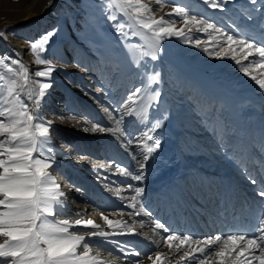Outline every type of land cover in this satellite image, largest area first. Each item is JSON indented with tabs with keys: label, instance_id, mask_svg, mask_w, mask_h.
I'll return each mask as SVG.
<instances>
[{
	"label": "rangeland",
	"instance_id": "obj_1",
	"mask_svg": "<svg viewBox=\"0 0 264 264\" xmlns=\"http://www.w3.org/2000/svg\"><path fill=\"white\" fill-rule=\"evenodd\" d=\"M48 1L49 0H0V33H3V35H0V58L10 57L11 59L21 61L25 67L28 68L30 74L29 81L25 85L21 78L9 72L3 65H0V75L5 77L4 80H0V86L6 85L13 79L17 80V91L21 92V99L27 103L29 92L35 95L39 93V83H37V81L48 79L35 76L36 71L45 70L48 67V65L36 63L37 55L53 62L55 71L51 74L52 87L46 90L48 95L40 108V112L42 115L46 116L47 119L53 120V128L55 131L52 134V146L55 149L54 155L57 160L56 168L58 170L54 173L56 179L59 177V180H61V176H64L63 183L66 182L67 185L71 187L73 185L78 186V188H76H80L82 194V203L80 205L77 204L76 200H72L71 203L66 202L67 205L75 204L71 209L72 212L76 210V205L80 207L87 206V209H89V207L93 209L90 205L91 203H87L90 202V188H87L85 180L90 179L93 175L95 179L98 177L95 171L92 170L93 174H90L85 166L82 163L80 164L81 160L77 158V152L84 154L85 159H89L90 161L94 160V163H86L88 166L93 167L94 165H98L101 161H105V163L109 165L118 162L120 166H123L127 170V166L129 165L131 167L133 164V159H131L133 157V152L136 157L142 159L144 154V143L151 142L146 140L144 142L137 141L129 145L127 144V137L122 133H101L97 131L90 134L91 131H83V128H91L90 123L81 120L78 126L75 120L67 118L72 111H75L77 115L89 117L92 121L103 125L105 128H114V119L110 118L109 114L104 111L105 107L111 111H115V104L113 101L126 98L129 90L138 87L143 88V95L138 98L139 102L144 100L145 106H148L149 102L153 103L150 101L152 90L160 89L165 94V101L161 103V108L164 107V113L161 115V118H163L165 114H167L168 118L170 115L173 117L171 113L173 112L178 115L177 119H180L182 123L181 135L179 132L181 130V125L177 128L178 132L174 134H178L177 141L183 148L182 153L184 157L189 160L192 158L196 161V164L200 161L204 162L206 168H215V173H217V167H214L215 164L213 161H210L209 158H205L206 156L214 158L212 157L214 154L205 153L206 156H203L201 154L202 152H200V148L198 147L199 150L196 148L197 145H205L200 139L209 138L210 133H208L209 135L207 136L203 135L205 127L201 126V122L209 117V110L215 113L213 116L221 118V124L227 126L229 124L225 121V113H223V110L224 108H228L229 100H231V104H235L234 109L239 108V114L234 121H244L250 129V133L251 131L253 134L257 132L253 127L256 123L255 120L244 118L253 102L256 106L262 107L264 111V96H262L264 90L260 89L258 92L252 90L251 94H249L250 99L253 101L250 107L249 102H244L241 105L237 104L238 102L241 103L245 101L243 96H248V94L242 96L241 93L242 87L246 85L243 82L228 77L226 74V67L218 65V61L214 63L211 61L215 57L218 58L219 56L232 53H230V51L225 52L223 49H228L227 46L224 47L219 39L215 40L211 37L209 30L198 31L197 28L200 26L192 24L190 16L188 17L189 23L185 25V17L175 13L173 8L183 5L191 14L197 15L198 18L206 17L211 22L216 19L222 23L227 21L228 23H226V26L228 27H230V16H233V19L235 18V24L240 25L241 28L250 35H256L255 30L257 26L264 24V0L255 6H252L249 0H235L234 3H229L227 5L229 11L223 13L218 9L209 7L208 4L204 3V0H167V2H163V0H140V3L147 5L152 10L151 13H145L142 19L151 16V19L159 21L163 18L164 26H168V24L174 20L175 24L172 25L174 30H182L183 32L182 37L173 36L171 39L164 40L163 51H167L169 57L164 52L161 58L155 62L151 61L150 58L141 57L146 63L147 72L156 71L159 72L161 76L162 83L155 84L149 89L144 87L146 81V79H144L145 73L147 74L145 69H136L134 64L132 67L130 66L133 60L138 57L137 52L142 55L141 48L148 50L146 46L149 44V41L141 37L140 33H143L145 30L140 29L135 19L130 18L131 13L125 15L119 8H116V4H124L125 0H109V3L112 4L111 8H109L108 4L103 5L104 9L116 15L118 19L125 24V32L136 33L135 36L129 35L127 45L122 44L123 50L120 49L118 41L123 40L124 37L117 36L115 30L107 20V13L102 10L99 0H53L52 9L47 16L49 17L48 19L47 17H38L21 28L26 16L28 14L34 16L41 15ZM205 11L208 12V14H205ZM248 13H251L252 17H254L252 21L248 20ZM225 18H229V20H225ZM217 25L219 26L218 23ZM89 27L94 29L93 35L100 41L99 50H97V46L95 45L86 46L81 42L80 38L83 36L81 29H89ZM52 29H59V31L54 38L56 41L51 45V50L47 53L32 52L29 41H37L43 34ZM113 37L118 41H114ZM189 37L192 38L190 42H182ZM197 40H199V44L196 43ZM218 44H222L224 48L218 47ZM17 45L23 47V51L19 49ZM205 49H207V51ZM119 53H122V55ZM215 53H220V55L217 56ZM169 58L184 63L188 65L187 67L196 69L199 73L206 75L202 76L207 78L210 83V85H206L207 88H214V84H216L215 86H218L217 89L223 91V95L221 96L219 93L221 97L218 96L223 104L220 105L219 108L216 107V109H213V107H211L213 103H211L212 99L209 98L203 106L196 105L195 107L193 104L195 99H191V95L193 96L195 93L202 91L205 95L210 97L209 90H201L198 86L200 82H203L202 76L197 78L191 76L193 83L191 84L177 73V68L172 67L167 61ZM244 61L246 67L251 68L249 65L250 63H247L246 60ZM76 62L90 67L91 71H84L77 66ZM172 63L173 65L176 64V62ZM6 64L14 68L17 72L19 71V65H11V60L6 61ZM178 68L185 73V69ZM252 69V71H260V74L264 75V71L261 70V67L257 66L255 68L253 66ZM236 72H238V70ZM142 74H144V76ZM240 74L241 76L245 75L242 70ZM253 76L255 75L252 73L247 75L246 80H251ZM212 80L214 84H212ZM76 85H79V87H76ZM97 87H101L105 91L97 93L95 91ZM86 91L91 93V95H85L84 93ZM146 92L148 93L147 98L149 102H146ZM6 93V87H0V94L6 95ZM105 93H107V95ZM89 98L93 99L98 104L96 116H93L91 112L85 110L89 108L93 101ZM222 99L228 100L226 107ZM139 102L137 103L139 104ZM65 103L68 104L67 111L65 109ZM137 103L133 104V101H128V104L136 110L139 108V106L136 105ZM102 105L104 107H102ZM123 111L124 109H121V112ZM53 113L55 115H52ZM137 114L138 115L126 117V122L123 125L127 133H130L129 135L132 136L142 135L143 131L151 125L150 119L146 121L144 119L143 121L141 119L144 118V115L139 112ZM61 115L65 116L66 119L62 121L57 118ZM116 115L119 116L120 113H116ZM229 115L231 116L232 113H229ZM200 116L202 120H198ZM105 117H107L106 120H104ZM132 121H135V123H132ZM219 127L221 126L217 120L215 124L213 123V127L210 128V131L211 129ZM162 130L164 132L167 131L165 127H162ZM193 131L196 132L194 133ZM166 133L169 134L168 131ZM197 136L200 138H198L199 140H197ZM117 137H119V139H117ZM0 139H2V137H0ZM214 140L215 139L212 138V141ZM121 141H123V144ZM194 141L195 143H193ZM65 145H70V147ZM86 145L87 147H85ZM211 148L212 147L208 148V150H211ZM126 155L128 158L125 157ZM99 157L103 159H99ZM61 186L63 187L64 184ZM95 215L96 212L94 213L93 211L87 214L88 217L91 216L92 218H95Z\"/></svg>",
	"mask_w": 264,
	"mask_h": 264
},
{
	"label": "snow or ice",
	"instance_id": "obj_2",
	"mask_svg": "<svg viewBox=\"0 0 264 264\" xmlns=\"http://www.w3.org/2000/svg\"><path fill=\"white\" fill-rule=\"evenodd\" d=\"M167 2V0H163ZM235 0H204L212 9H218L220 12L229 11L227 5L234 3ZM262 0H249L252 6L261 3ZM100 6L104 12L107 13V20L115 30L118 37H124L122 44L127 45L129 35L135 36V32H125V24L121 22L118 17L107 9L103 8L104 4H108L109 8L112 4L109 0H99ZM125 15L131 13L130 18L135 19L136 24L140 29H144L140 33L141 37L147 39L149 44L145 48H141L142 57L150 58L151 61H158L163 54V43L165 39H171L173 36L182 37L183 32L175 31L172 27L175 21H171L168 26H164L163 18L157 21L151 19V16L142 19L145 13H151L152 10L145 4L140 3V0H125L124 4H116ZM256 10V9H254ZM173 11L185 17L184 23H189L188 17H191V22L194 25L200 26L198 31L213 30L221 33L225 38L229 47L233 52L236 49L243 51L247 49V54L252 55L253 52L259 57L264 58V24L258 25L256 35H250L240 25L233 22V31H227L219 27L214 22H211L206 17H199L191 14L183 5L175 6ZM251 13H248V20L252 21ZM87 23V21H86ZM59 29H52L43 34L37 41H29L32 52L47 53L51 50V45L55 42L54 37L57 36ZM83 36L80 38L83 44L95 45L99 50L100 41L93 33L94 29H81ZM150 33V35H149ZM3 35V33H0ZM191 37L182 42L188 43ZM199 44V40L196 41ZM218 47H223L218 44ZM235 46V47H232ZM207 51V49H205ZM225 52L228 49H223ZM212 54V53H210ZM217 56L220 53H215ZM11 60V65H19V71L6 64V61ZM36 63L48 65L45 70H38L35 72L36 77L48 78L44 81H37L39 83V93L35 95L28 93V102L21 99V92L17 91L18 82L13 79L6 85V95L0 94V237L6 238L3 243H0V264H97L99 251L95 256L89 259V250L92 247L86 240L85 235L107 237L113 234H123L124 229L119 232L106 233L103 231H93L91 233H73L70 228L73 226L70 218L58 219V221L50 220L49 217H60L61 209L65 207L64 200L61 197L65 193L60 190V184L57 182L55 172H57V160L55 158L52 144V134L55 131L53 128V120L47 119L42 115L40 108L44 103L48 93L46 90L52 87L51 74L55 71L53 62L39 55L36 57ZM237 63H240L237 60ZM252 64H260L264 67V59L260 61H252ZM77 66L84 71H91L79 62ZM0 65L7 68L9 72L14 73L21 78L26 85L29 81V70L25 65L10 57L0 58ZM136 69L144 68L147 72L146 63L143 59L136 60L134 63ZM241 70L245 75H248V67L241 65ZM139 74V73H138ZM150 79L149 88L151 84L162 83L159 72H147ZM5 77L0 75V80ZM253 80L259 85L260 89H264V79ZM79 87V85H76ZM97 93L105 91L101 87L95 89ZM85 95H91L85 92ZM107 95V93H105ZM143 95V88L138 87L127 92L126 98L118 101H113L115 104V111L104 108V111L109 114L110 118L114 119V128H105L92 121L87 116L77 115L72 111L68 119H73L80 125V121L84 120L91 124V128H83V131H91L93 133L99 131L122 133L127 137V144H133L137 141L144 142L151 141L150 144L144 143V154L142 160L135 156L140 171L134 175L136 181H143V170L146 168L147 161L154 158L153 153H156L161 146V139L159 135L155 134L158 129L164 126V121L168 118L167 114L163 118L156 117L155 122L147 127L142 135L132 136L127 133L123 125L125 118L128 116L138 115L134 107L128 104V101H133V104L139 102L138 98ZM154 103H150L147 107L142 109L145 120H149V113L152 114L159 111V104L162 102V90L153 89L151 92ZM111 98V97H109ZM34 106V107H33ZM102 107H104L102 105ZM65 109L68 110V104L65 103ZM121 109H124L121 112ZM116 113H120L119 116ZM52 115H55L54 113ZM60 120H65L66 117L61 115L57 117ZM135 123V121H132ZM119 139V137H117ZM123 144V141H121ZM69 146L70 145H65ZM126 147V145H125ZM77 158L83 160L85 155L80 152L76 153ZM90 158V157H89ZM91 159V158H90ZM95 166V165H94ZM104 164L101 163L100 167ZM116 170L122 175H132L129 170L123 166L115 165ZM248 179L253 185H257L258 181L248 176ZM72 187H75L74 185ZM127 189L133 190L135 195L131 200L135 203L132 205L134 211L136 205H139V212L151 215L149 209L144 205L143 194L144 189L139 185L133 186L131 184L126 186ZM80 191V189H76ZM119 194V189H117ZM257 195L262 199L260 204L264 205V184L257 188ZM132 215V213H128ZM104 222L110 227L113 225L106 217H101ZM76 226L96 228L97 225L93 221L76 219L74 221ZM143 225V222H140ZM127 231L132 232L133 229L125 223ZM156 229H162L168 232L165 240L169 249L172 248L170 241L179 240L182 246L190 240L195 241L196 244H202L205 247H200L198 251L202 254L201 257L194 258L199 260V264H208V257L214 255L215 260L212 264H264V210L260 213V218L256 224L251 225L248 229L240 231H231L228 233L221 232L212 237H195L191 232L187 234H173L164 224L159 221L155 222ZM111 243L120 245L119 241H112ZM220 244L218 250H212L211 245ZM83 246V255L77 251L79 247ZM178 246V247H179ZM120 251L124 252V256H140L142 255L137 250L120 247ZM247 253V255H245ZM188 252H184L181 259L188 256ZM243 257V258H241ZM148 259H152L151 256ZM161 260V254L157 253L155 262ZM133 264H142V261L133 262Z\"/></svg>",
	"mask_w": 264,
	"mask_h": 264
},
{
	"label": "bare ground",
	"instance_id": "obj_3",
	"mask_svg": "<svg viewBox=\"0 0 264 264\" xmlns=\"http://www.w3.org/2000/svg\"><path fill=\"white\" fill-rule=\"evenodd\" d=\"M52 2L53 0H49L45 4V7L41 15L34 16L32 14H28L23 22L28 23L32 20H35L38 17L46 18L48 16L49 11L52 9ZM205 14H208V12H206ZM48 18L49 17H47V19ZM234 19L233 16H230V20L229 18H225V20H229L230 27L226 26V23H228L227 21L225 22L223 21L224 23H222L216 19L213 22L216 24L218 23L219 27L226 29L227 31H233V22L235 21ZM209 31L211 37H213L215 40L219 39L220 42L223 43L224 47L227 46L228 51L232 53V54L219 56L218 58L215 57L211 61L213 63L218 61V65H221L222 67H226V71H227L226 74L228 75V77L235 79L236 81L243 82L246 85L245 87H242V90H244L246 94H248V96H243L245 95L243 94L242 96L245 99V101L241 103L238 102L237 104L241 105L244 102H249V107H250L253 101L250 99L249 94H251L252 90H255L257 92L260 91V87L253 79L251 80L249 79V81H247L246 80L247 75L241 76L240 74L241 65L246 66L244 61L246 60L247 63L249 62L250 63L249 65L251 66V68L248 67V75L252 73L255 75L256 78L264 79V75L260 74V71H252L253 66L255 68L257 66L261 67L262 71H264V67H262L260 64L251 63L252 61H260L264 58L259 57L254 52L252 55H248L247 49L241 51L240 49L237 48L236 51L233 52L229 47L226 38L221 33H217L213 30H209ZM17 47H19V49H21L22 51L24 49L20 45H17ZM164 53L167 54L169 57V53L167 51H165ZM141 57L142 55L138 56L136 60L142 59ZM169 60L170 62H176L174 66L176 67L178 66L182 69H185L186 71L185 70L184 71L187 76L189 75L190 77L192 76L194 78L202 76V74L199 73V71L187 67L188 65L184 63H180L170 58ZM237 60H239L240 63H237ZM237 70L238 72H236ZM201 78L203 82H200L198 86L200 87L201 90H204L206 89V85H210V83L208 82L207 78H204L203 76ZM145 79L147 80V82L148 80L150 81L149 77L146 75H145ZM217 90L219 91V89ZM219 93L221 96L223 95L222 90H220ZM220 95L219 97H221ZM262 96H264V92ZM219 97L217 96L216 100L212 99V102L215 105L217 104L216 106L217 108H219V106L223 104L221 100L220 101L217 100ZM193 98L195 99L193 104L196 107V105L203 106L207 101V99L209 98V96L205 95L201 91L195 93L193 96L191 95V99ZM89 99L93 100L91 98ZM141 101L139 102V104L138 103L136 104L139 106L138 110L136 111L137 113L139 112L140 114H143L142 109L145 106V101L144 100ZM145 107H147V105ZM97 108H98V104L96 103V101L93 100L89 108L85 110H88L89 112L92 113L93 116H96ZM260 108L262 109V107L256 106L255 103L253 102L250 109H253L255 112L258 113L256 115L257 120L251 117L252 113L250 111L246 112L244 119H250V120L254 119L255 122H260L262 124L261 126L263 127V131H264V118H263V113L260 114ZM163 109L164 107L161 108L159 106L158 112L154 114L149 113L151 120L150 123H154L156 117L161 118V115L164 113ZM209 112H210L209 117L201 122V126L205 127L203 133L204 134L210 133L209 138L200 139L197 136L196 137L197 140L200 139L202 140L203 143H205V145H197V147H199L200 150H203L207 154L208 153L209 154L211 153L212 155L214 154L212 156L214 158H210L207 156L206 157L209 158L210 161H213V163L215 164L214 167H217L216 170L217 173H215V168L208 169L204 166V162H200V164L202 163L201 165L203 166V169L200 168L198 169L202 170V174L201 175L189 174V172H191L192 168L195 166L196 161L193 159L189 160L184 157L182 153L183 148L177 141L178 135L174 134L178 132L177 129L178 124L173 121L174 117L171 118L170 115L169 118L164 121V126H163L167 129L169 134L166 133L167 131L164 132L162 128L158 129V132L155 133L159 135L161 139V146L156 153H153L154 158L147 161L146 168L143 170V175H144L143 181L138 182L133 178L134 175L140 171L137 164V160L134 159V157L131 158L133 159L132 166L131 167L129 165L127 166V170H129L132 173V175L120 174L115 167V165H119L118 162L109 165L105 163V161L104 162L101 161L99 162L98 165L91 167L86 165V163L89 164L94 163L93 162L94 160L90 161L89 159H83V160L79 159L81 160L80 164L82 163L90 174H93L92 172L93 170L97 173L98 176L97 179H95L94 178L95 176L93 175L90 179L85 180L87 188H90L89 189L90 202L87 203L88 204L91 203L90 205L93 207V209H91L90 207L89 209H87V206L80 207L76 205L75 206L76 210L72 212L71 209L72 207H74L75 204L67 205L66 202H64L65 207L61 209V216L49 217V219L53 221H58V219L70 218L73 225L70 228V232L73 233L87 234L93 231H103L106 233H112V232H119L121 229H124L123 234H119V235L113 234L107 237H99V236L90 237L88 235H85V240L92 246L89 250V257L86 259L90 260V258L92 256H95L96 253L99 251L100 255L98 257L97 264H133V262L136 261H142V264H154L157 253L161 254V260L155 262V264H199V260L194 258H198L202 256V254L198 251V249L200 247H205L204 245L196 244L195 241L190 240L188 243L179 246L180 241L175 240V241H170V243L172 244V248L169 249L167 243H165V240L169 233L164 232L162 229H156L155 222L156 221L161 222L173 234H181L182 236L184 234L181 231L182 223L184 222L187 216L189 215L191 216L194 212H197L199 211V209L202 208L203 192L207 187H210L213 184H221L224 185L226 188H228L230 191H236V192L241 191L240 186L242 185L241 183L242 178L237 176L236 174L237 169L230 164V160L234 158V156L236 155L237 148L245 147L247 145V142H245L244 139L238 142L235 139L232 140L231 136L235 134L234 128L231 129L229 125L225 126L221 124V118H217L213 116L215 113H213L212 110H209ZM106 119L107 117H105L104 120ZM141 120L144 121V118ZM217 120L221 127L216 129H211L210 131V128L213 127V123L215 124ZM239 122L242 123L241 126L247 127V130L249 131V135H248L249 137H253L254 135H256L259 141V146H264V143L262 142L261 132L257 131L256 133L253 134L251 131L250 133V129L248 128L247 124L244 121H239ZM90 134H93V132H91ZM223 137L226 138L224 139ZM212 138H214L215 140L212 141ZM150 143L151 142H148V144ZM213 145H219V149L213 148L212 147ZM85 147H87V145ZM210 147H212L211 150H208L207 148ZM125 157L128 158L127 155ZM99 159H103V158L99 157ZM101 163L104 164L103 167H100ZM197 173L199 174L198 171ZM200 179L209 180V182L203 184L200 182ZM63 184H64L63 187L60 185L61 186L60 190L65 193V196L61 197V199L65 201L67 196L70 195L73 201L76 200L77 204L80 205L82 203V197L79 195V192L76 190L78 186L72 188L71 186H68L66 182ZM129 184L133 186L139 185L145 190L143 194V202L144 205L147 207V209H149L151 215H146L145 213L139 212L138 204L136 205V209L134 211L132 205L135 202L131 200V197L134 196L135 193L133 190L127 189L126 186ZM117 189H119V194L117 193ZM90 211L91 212L93 211L94 213L96 212L95 218H92L91 216L89 217L87 216L88 212ZM128 213H132V215H128ZM102 216L106 217L109 221H112L113 225L110 227L108 224H106L104 222V219L101 218ZM76 219H82L84 221L91 220L94 222L95 225H97V227L92 228L91 226H89L85 228L81 226H76L74 223ZM141 221L143 222V225H141L140 223ZM125 223H127V225L133 229L132 232L127 231V229L125 228ZM5 239L6 238L4 237H0V243H3ZM112 241H119L121 243L118 246L116 244L111 243ZM219 246L220 244H215L208 247H210L212 250H218ZM120 247L127 249L134 248L142 255L140 256L129 255L125 257L124 252L120 251ZM77 251L80 255H83L84 252L83 246L79 247ZM184 252H188L189 255L181 259ZM245 255H247V253H245ZM149 256H151L152 259H148ZM213 260H215L214 255L209 256L208 264H212ZM253 264H258V262L254 261Z\"/></svg>",
	"mask_w": 264,
	"mask_h": 264
},
{
	"label": "water",
	"instance_id": "obj_4",
	"mask_svg": "<svg viewBox=\"0 0 264 264\" xmlns=\"http://www.w3.org/2000/svg\"><path fill=\"white\" fill-rule=\"evenodd\" d=\"M28 23H24L23 25H21V28L24 26V25H27ZM55 38V37H54ZM54 41H56L55 39H54ZM118 45L120 46V49H122L123 50V45L121 44V42L119 41L118 42ZM15 47V46H14ZM134 51V50H133ZM121 52V51H120ZM135 52V51H134ZM120 55H122V53H119ZM137 56H140V53H138L137 52ZM21 57H22V55H21ZM136 60V59H135ZM135 60H133V62L130 64V66L132 67L133 66V64H134V62H135ZM168 61V60H167ZM168 62H170V61H168Z\"/></svg>",
	"mask_w": 264,
	"mask_h": 264
}]
</instances>
